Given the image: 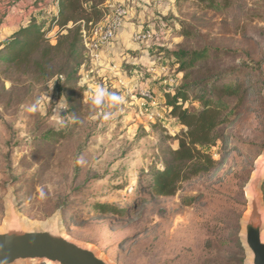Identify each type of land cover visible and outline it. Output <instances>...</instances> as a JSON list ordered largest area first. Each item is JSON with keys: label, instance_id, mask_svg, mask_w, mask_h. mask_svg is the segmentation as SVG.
Returning <instances> with one entry per match:
<instances>
[{"label": "rangeland", "instance_id": "obj_1", "mask_svg": "<svg viewBox=\"0 0 264 264\" xmlns=\"http://www.w3.org/2000/svg\"><path fill=\"white\" fill-rule=\"evenodd\" d=\"M219 2L210 8L191 0L152 4L145 24L156 27L141 28L154 30L150 46H141L146 55L124 49L120 70L127 74L119 85L92 77L88 59L74 71L62 69L60 55L43 70L0 62V227L11 195L31 224H44L59 211L67 236L113 264H245L235 242L247 209L245 187L264 154V0ZM57 35L55 28L46 38L54 44ZM202 47L211 55L188 80L239 78L248 91L240 105L225 111L228 122L216 129L223 139L207 149L217 167L181 183L173 196L155 197L142 189L145 174L161 167L181 130L164 106V95L183 78L173 52ZM82 80L87 83L78 88ZM96 85L125 97L108 121L93 119L82 103L83 93ZM142 88L153 92L155 110L165 120L149 118L139 98ZM45 94L52 105L44 114L29 113L27 107L45 101ZM62 95L69 107L60 110L66 126L57 131L60 117L53 109ZM263 185L264 179L258 187L264 208ZM94 203H109L122 213L101 215Z\"/></svg>", "mask_w": 264, "mask_h": 264}, {"label": "trees", "instance_id": "obj_2", "mask_svg": "<svg viewBox=\"0 0 264 264\" xmlns=\"http://www.w3.org/2000/svg\"><path fill=\"white\" fill-rule=\"evenodd\" d=\"M106 1L57 0V14L49 21L32 19L0 43V62L17 68L32 65L43 70L60 55L63 59L62 69L76 70L88 59L82 42V31L88 30L107 14ZM191 1L207 8L220 5L219 0ZM55 28L58 29V35L55 43L51 44L46 35ZM210 55L209 47L173 52L183 78L173 92L164 95V106L181 130L174 137L177 145L166 152L161 167L145 174L142 189L152 196H173L181 183L208 174L217 167V162L207 149L223 139L216 129L228 122L225 111L231 105H240L248 87H243L242 79L224 76L207 82L188 80L191 70ZM252 73L250 70L249 75ZM190 93H194L193 96ZM194 103L199 106H193ZM92 208L101 215L122 213V210L109 203H94ZM235 247L243 261L244 252L238 239Z\"/></svg>", "mask_w": 264, "mask_h": 264}, {"label": "water", "instance_id": "obj_3", "mask_svg": "<svg viewBox=\"0 0 264 264\" xmlns=\"http://www.w3.org/2000/svg\"><path fill=\"white\" fill-rule=\"evenodd\" d=\"M264 179V154L246 184L247 209L240 220L239 242L245 264H264V208L259 183ZM113 264L88 244L79 243L64 233L57 211L44 224L23 219L9 195L6 218L0 227V264Z\"/></svg>", "mask_w": 264, "mask_h": 264}, {"label": "crops", "instance_id": "obj_4", "mask_svg": "<svg viewBox=\"0 0 264 264\" xmlns=\"http://www.w3.org/2000/svg\"><path fill=\"white\" fill-rule=\"evenodd\" d=\"M118 1L126 2L128 14L123 25L117 30L115 37L103 45L102 62L99 66L91 65L92 77L96 79H112L116 85L125 81L126 71L120 70V60L125 59L124 49H137L146 55L145 49L141 46H150V40L141 43H134L131 40L132 34L139 28L150 27L154 29L156 24L151 21L149 13L152 4L160 8L164 4H169V0L157 3L155 0H107V4ZM165 2V3H164ZM57 14L56 0H0V43L10 36L15 30L24 27L30 20L41 21L44 18H51ZM103 21V20H102ZM153 33L154 30H152ZM142 48V49H141ZM141 65L146 66L148 58L143 57ZM133 62V60H132ZM111 63L117 66V70L110 69ZM119 68V70H118ZM161 100L163 101V97Z\"/></svg>", "mask_w": 264, "mask_h": 264}, {"label": "built area", "instance_id": "obj_5", "mask_svg": "<svg viewBox=\"0 0 264 264\" xmlns=\"http://www.w3.org/2000/svg\"><path fill=\"white\" fill-rule=\"evenodd\" d=\"M156 1L160 2L161 0ZM106 7L108 12L103 17V21L101 20L92 25L88 30L82 31V42L85 54L89 62L96 66H99L102 62L103 45L107 44L115 37L117 30L123 25L128 14L126 5L121 1L107 4ZM152 35V30L139 29L132 34L131 40L134 43H141L147 41ZM111 68L116 69L117 66L113 64L111 65ZM139 93L141 104L145 111L149 112V118L158 121H162V119L165 120L162 113L155 110L156 106H158V100H156L153 92L142 88ZM168 119L173 120L171 118Z\"/></svg>", "mask_w": 264, "mask_h": 264}, {"label": "clouds", "instance_id": "obj_6", "mask_svg": "<svg viewBox=\"0 0 264 264\" xmlns=\"http://www.w3.org/2000/svg\"><path fill=\"white\" fill-rule=\"evenodd\" d=\"M56 80H52L48 85V91L50 92ZM86 81H80L78 84V88H82L85 86ZM46 100L41 101L40 99L35 100L31 105L27 107V111L32 114H44L47 110V107L52 105L50 97L46 95ZM87 97L86 99L84 97ZM82 103L87 104L89 106V110L93 113V119L97 117H102L105 121H108L114 118L115 113L111 111V109H115L118 106L125 103V97L119 95L117 92L110 91L107 88L103 87L102 85H96L91 87L87 93H83V101ZM69 107L67 103V99L65 96H61L59 101L56 102L54 105V112L60 118L56 120V130L59 131L61 128L66 126V122L63 120V116L59 114L61 109H67ZM78 118L76 116H71V122H77ZM76 164L82 165L83 160L82 158H78L76 160ZM163 170V169H161ZM39 196L43 200L45 198V193L43 189H39Z\"/></svg>", "mask_w": 264, "mask_h": 264}]
</instances>
